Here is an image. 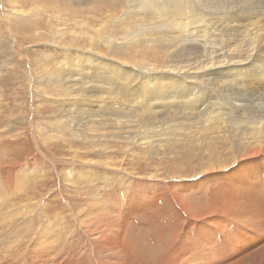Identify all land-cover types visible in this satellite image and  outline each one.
<instances>
[{"label": "rangeland", "instance_id": "rangeland-1", "mask_svg": "<svg viewBox=\"0 0 264 264\" xmlns=\"http://www.w3.org/2000/svg\"><path fill=\"white\" fill-rule=\"evenodd\" d=\"M175 1L0 0V264H220L209 260L222 254L224 259L231 254V264H255L259 249L254 248L264 242V233L244 218L264 219V214L249 218L251 210L264 212V151L247 154L217 134H211L214 143L199 146L202 136L225 128L212 122L211 130H198L208 124L197 119L191 129L149 131L143 142L133 133L84 140L57 121V107H79L64 93L80 91L65 88L69 82H94V95L105 88L96 83L101 68L93 71L94 65L137 71L138 65L117 55L160 62L157 47L168 42L162 33L180 36L175 20L189 22L192 31L201 29V22L194 21L197 11L190 8L193 0ZM196 9L203 13L204 7ZM68 63V74L58 70ZM236 67L255 75L231 65L233 76H226L237 81L245 77ZM154 71L159 79L161 71ZM54 78L60 83L54 84ZM200 80L203 86L205 80ZM100 101L110 113L117 111L125 122L138 124L137 117H129L137 105L118 108L110 100ZM83 103L94 108L90 101ZM260 142L264 144L261 138L254 144ZM211 164L216 167L207 169ZM168 190L194 215L183 228L199 238L187 239L183 230L178 235L183 246L170 241L169 231L164 236L170 228L160 219L168 212ZM212 216L227 219L224 230L200 221ZM159 222L164 231L157 230ZM222 234L230 235V247L212 255L194 248L200 238Z\"/></svg>", "mask_w": 264, "mask_h": 264}, {"label": "bare ground", "instance_id": "bare-ground-1", "mask_svg": "<svg viewBox=\"0 0 264 264\" xmlns=\"http://www.w3.org/2000/svg\"><path fill=\"white\" fill-rule=\"evenodd\" d=\"M178 1L180 2V0ZM139 5L144 7L142 2ZM200 6L201 9L202 6L204 7L203 13L196 9ZM131 7L129 6L127 10H133ZM190 8L197 11L198 14L195 15L198 17L195 16L194 21L201 22V29L192 31L189 22H184L183 19L184 24H182L180 21L182 18L180 20L178 18V21L175 20L176 28L174 30L180 31V36H172V34L165 36L162 33V39L168 42L157 47L158 55L162 57L160 62L146 60V56V58L138 59L129 57V60L127 55L123 56L122 53L117 55V58L122 62L138 65L137 71L135 68L123 69L112 64L107 67L100 64L94 65L91 69L93 71L101 68L98 72L101 73V78L100 81L97 78L96 83L98 86H105V88L97 90L100 92L99 95H94L93 90L90 92V89L95 87L94 82H85L84 80V82L82 80L76 83L69 82L65 88H80V91L64 90V93L78 101L79 107H57L56 112L60 113L57 121L62 122L76 137L84 140L122 135L123 133H127L128 136H131V133L134 136L138 134L139 139L137 140H142L148 137L149 131L154 132L158 128L163 130L166 127L173 129H176L174 127H188L191 129L197 124V119L198 123L206 122L208 124V126L199 125L197 129L207 131L211 130L209 126L212 125V122H217L218 127H223L225 130L209 132L202 136L203 140L199 141V146L214 143L216 138L211 134H217L224 140L228 137L229 141H232L236 146H241V149L243 147L241 151L248 152L247 154L263 152L264 144L260 142L255 145L254 143L255 139L264 140V0H193V6ZM185 9H181V13H186L187 9ZM179 13H177L178 17H182ZM204 13H207L209 17L203 15ZM171 14L173 13L169 15ZM165 29L162 32L165 33ZM181 33H185V35ZM77 47L81 46L77 45ZM231 65L249 69L255 75L252 77L245 69L236 67L238 72L245 77L241 76L240 81L235 78L230 79L226 75L233 76L232 70L228 68ZM154 70L161 71L158 75L159 79L154 76ZM102 72L105 73V76ZM184 76L198 80L190 82L185 80L189 78H184ZM85 77L86 75H83V78ZM200 77L205 80L203 86L199 85ZM134 80L137 82L136 84H132ZM59 81L58 78L52 79L54 84L60 83ZM194 82H197L196 85ZM57 91L59 90L57 89ZM62 91L60 90V92ZM106 99L110 100L109 105L112 104L113 107L118 108H122L124 105H128L127 107L137 105L135 115L129 117H137L138 124L131 123L130 120L125 122L123 117L126 116H121L117 111L110 113L107 104L100 101ZM171 99L172 101H169ZM83 101L86 103L90 101L89 104L94 108H87ZM163 108H171L173 112H163L161 111ZM179 113L181 115H178ZM201 120L203 121L199 122ZM149 124L152 125L151 129L146 128ZM206 150L210 152L209 148ZM215 167L216 165L211 164L206 168ZM263 177L264 173L261 174V180ZM169 192L170 195L166 197L168 212L163 211L166 213L160 220L170 229L165 230L164 225L159 222L157 230L159 231V228L162 231L165 230L164 236L165 232L169 231L170 241L176 240L183 246L184 240L178 236L183 230L187 239L192 236L193 240L199 238L193 234L191 229L183 228L187 219L194 215L188 210L184 201L180 202L179 196L177 200L172 191ZM263 214L264 212L251 210L249 218L252 219ZM200 221L223 230L227 223V219L217 220L213 216L210 220L205 218ZM244 221L264 233V219L250 221L248 218H244ZM179 224H181V228L175 231ZM151 230L154 231L153 233H158V231L155 232L154 227ZM216 233L219 234L220 231L216 230ZM154 236L156 238L155 234ZM223 236H227L226 245ZM164 244L163 240L161 245ZM232 244L230 235L222 234L221 236L202 237L194 248L204 253L210 251V255H212L217 253L221 247H230ZM147 249V246L142 247L143 252ZM254 249H259L255 252V256L258 257L254 263L264 264V242L258 244ZM224 255L209 261L231 264L229 262L231 254H228L226 259H224ZM249 259L252 260V257ZM252 261L246 260L242 264H252Z\"/></svg>", "mask_w": 264, "mask_h": 264}, {"label": "crops", "instance_id": "crops-1", "mask_svg": "<svg viewBox=\"0 0 264 264\" xmlns=\"http://www.w3.org/2000/svg\"><path fill=\"white\" fill-rule=\"evenodd\" d=\"M78 55H79V54H78ZM64 57H65V56H64ZM64 57H62V58H64ZM74 58H75V57H73V59H74ZM55 59H61V57H60V58H55ZM73 59H72V61H73ZM82 60H83V59H81L80 64L85 63V61L82 62ZM72 61H71V63H72ZM71 63L65 64L63 67H60V68L57 67V68H58L59 71H60V69H61V70L64 71L66 74H68V73H67V69H68V67L71 65ZM37 169H38V167L35 165V166L33 167V171L37 172ZM29 170L32 171L30 167H29Z\"/></svg>", "mask_w": 264, "mask_h": 264}]
</instances>
